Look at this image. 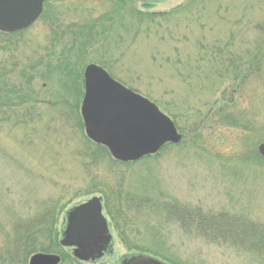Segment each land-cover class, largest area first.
Segmentation results:
<instances>
[{"label": "rangeland", "instance_id": "obj_1", "mask_svg": "<svg viewBox=\"0 0 264 264\" xmlns=\"http://www.w3.org/2000/svg\"><path fill=\"white\" fill-rule=\"evenodd\" d=\"M111 2L49 0L22 35H0V258L9 264L14 223L43 204L62 208V241L69 211L113 190L132 197L133 208L117 218L119 229L104 209L113 252L88 264L142 254L165 264H264L259 253L210 240L169 212L177 203L264 225V159L255 155L264 143V0H125L115 14ZM132 9L168 16L140 24ZM230 60L240 69L228 68ZM90 62L154 103L181 142L137 162L116 161L106 148L110 156L94 163L97 144L81 113ZM82 71L83 84L67 81Z\"/></svg>", "mask_w": 264, "mask_h": 264}, {"label": "water", "instance_id": "obj_2", "mask_svg": "<svg viewBox=\"0 0 264 264\" xmlns=\"http://www.w3.org/2000/svg\"><path fill=\"white\" fill-rule=\"evenodd\" d=\"M47 0H0V32L16 33L31 27ZM85 96L81 113L86 135L106 147L121 162L156 154L168 143L182 140L173 121L151 101L114 80L103 68L90 64L84 72ZM264 159V143L258 147ZM61 245L73 256L96 261L110 247L112 236L103 214L102 199L94 197L68 213ZM56 254H34L29 264H61ZM123 264H165L147 255L132 256Z\"/></svg>", "mask_w": 264, "mask_h": 264}, {"label": "trees", "instance_id": "obj_3", "mask_svg": "<svg viewBox=\"0 0 264 264\" xmlns=\"http://www.w3.org/2000/svg\"><path fill=\"white\" fill-rule=\"evenodd\" d=\"M46 4H48V1L46 2ZM112 5L113 6L110 10L114 11L115 14L116 12H118V7L121 8L125 6V0H117V2L112 3ZM129 13L132 16L136 17L140 24L144 20L154 22L157 17L168 16V14H143L142 12L134 9H132ZM93 28V26L89 27L90 30H93ZM24 32H26V30L13 34H4L0 32V35L9 40L22 35ZM229 63L230 64H228V68L230 66L231 68H235L233 72H236L237 69H240V66H238V63L234 60H230ZM258 63H260L259 59H255L254 61H252L250 65L251 68L256 67L257 65L255 64ZM88 64H91V62L84 64L83 68H85ZM101 65L107 69L105 64L101 63ZM12 68L15 71L17 70L18 66L15 62ZM70 76L66 78L70 83L78 85L79 83L77 84V81L78 79H80V83L83 84V71L81 72V75L77 74V77L75 76V78ZM63 83L66 84V82ZM10 88L12 93H15L19 86L13 85V88ZM71 89L73 90L72 86ZM12 97L13 96L11 95L5 94L3 97H1V100L5 101L6 103H10L11 107H13L15 106V104H11L14 102ZM18 98L20 99V97ZM96 149H98L97 152H95L94 154H89V156L92 157V161L94 163H97L100 157L110 156L106 148L97 145ZM165 149L166 147H164L162 150L164 151ZM255 155L261 159V156H259L257 153ZM147 159L148 158H145L144 160ZM109 161H112V159L110 158ZM261 161L263 162L262 159ZM103 195L105 201V209L108 210V213L114 221L116 228L119 229L120 224L117 218H123V211H125V208H133L132 203L134 202V199L129 195H124L122 191L110 190L109 193H103ZM112 202H115L114 205H112ZM125 203L127 204L126 206ZM115 204L118 205L117 208L115 207ZM112 206H114L116 209H119L117 215L113 214ZM169 209L170 214L175 216L182 225H184L185 227L195 228V230H197L201 235L209 238L210 240L221 241L224 243L230 242L232 245L241 246L244 249H248L247 251L251 253H259L261 257H264L263 224H257L254 221L226 212L217 214L213 212L205 213L201 208L181 206L177 203H175ZM163 210H165L164 207ZM61 212L62 208H60L59 203L49 201L40 207L39 212L34 217L16 221L13 225V231L11 237L9 238V246L7 249L9 264H28L31 256L36 253L58 254L62 257L61 264H65L68 260H70L74 264H78V262H76L77 259L73 256L72 253L65 254L62 251V245L60 241L61 232L57 230ZM120 236L123 242L127 241L125 233L122 232ZM130 247L129 249H136L134 247ZM136 250L143 253H148V251H145L143 248L137 247ZM0 264H5V261L2 260V258Z\"/></svg>", "mask_w": 264, "mask_h": 264}, {"label": "flooded vegetation", "instance_id": "obj_4", "mask_svg": "<svg viewBox=\"0 0 264 264\" xmlns=\"http://www.w3.org/2000/svg\"><path fill=\"white\" fill-rule=\"evenodd\" d=\"M110 244H111V243H110ZM112 249H113L112 247H111V248L109 247V248H108V252H112Z\"/></svg>", "mask_w": 264, "mask_h": 264}]
</instances>
